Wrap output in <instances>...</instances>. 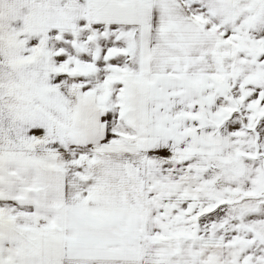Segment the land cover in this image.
Instances as JSON below:
<instances>
[{
  "label": "snow or ice",
  "instance_id": "obj_1",
  "mask_svg": "<svg viewBox=\"0 0 264 264\" xmlns=\"http://www.w3.org/2000/svg\"><path fill=\"white\" fill-rule=\"evenodd\" d=\"M0 264H264V0H0Z\"/></svg>",
  "mask_w": 264,
  "mask_h": 264
}]
</instances>
